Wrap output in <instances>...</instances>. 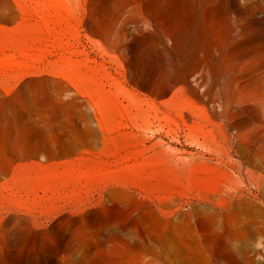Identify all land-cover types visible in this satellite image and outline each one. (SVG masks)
<instances>
[{"label":"rangeland","instance_id":"rangeland-1","mask_svg":"<svg viewBox=\"0 0 264 264\" xmlns=\"http://www.w3.org/2000/svg\"><path fill=\"white\" fill-rule=\"evenodd\" d=\"M0 264H264V0H0Z\"/></svg>","mask_w":264,"mask_h":264},{"label":"bare ground","instance_id":"bare-ground-1","mask_svg":"<svg viewBox=\"0 0 264 264\" xmlns=\"http://www.w3.org/2000/svg\"><path fill=\"white\" fill-rule=\"evenodd\" d=\"M245 70H248V68ZM245 87L246 85L244 84V82L241 79H239L238 82L235 84V91H234L235 93H237L236 95L237 97L239 98L247 97L248 89H245ZM247 175L249 178L253 176V174L249 171H247Z\"/></svg>","mask_w":264,"mask_h":264}]
</instances>
